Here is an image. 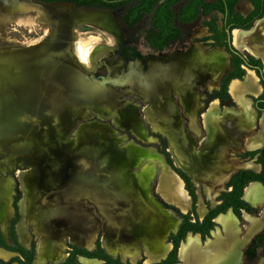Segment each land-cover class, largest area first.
Here are the masks:
<instances>
[{"label": "crops", "instance_id": "crops-1", "mask_svg": "<svg viewBox=\"0 0 264 264\" xmlns=\"http://www.w3.org/2000/svg\"><path fill=\"white\" fill-rule=\"evenodd\" d=\"M236 30L241 31L242 37L249 32L234 29V46L262 59L249 46L242 48L234 43ZM197 51L200 58L192 66H184L173 81L177 103L173 104V96L159 80H149V88L142 97L149 103L144 107L146 123L166 138L167 150L174 164L190 176L196 188V214L202 219L208 210L206 202L210 206L219 202L217 196L226 188V182L233 173L247 168L259 170V164L237 154L264 144V122L261 120L256 125L255 111L245 98L246 93L257 94L260 90L258 78L250 69L241 79L235 78L229 83L228 91L235 106L221 104L215 98L203 108L202 95L194 85L202 72L209 71L213 82L211 87H217L229 68V54L220 48ZM219 53L224 55L222 59ZM145 141L138 135L129 138L124 135L104 136L98 132L82 133L78 138L80 146L73 157L75 169L71 174L64 159L71 153L70 148L63 146L60 157L54 160L50 156L54 154L53 143L35 165L23 157L16 160L17 164L14 162L15 166L12 162H0V230L4 237L8 240L17 182L21 197L18 201L20 220L15 230L23 246L28 248L35 240L34 264L57 263L67 255V251L61 248L62 241L54 235V223L59 200H65L69 192L77 195L80 206H89L96 218L106 216L104 212L108 210L112 212L109 218L98 220L111 222L126 216L130 219L125 222L141 223L143 229L154 233V236L160 234L165 244L156 249L151 258H164L172 247L167 237L177 230L181 219L174 209L162 202L185 213L191 208V197L184 181L167 164L164 155L155 147L143 145ZM61 178L73 180L69 189L65 186L60 189L64 197L56 195L55 191L56 182ZM242 198L253 207L262 205L264 210V185L258 181L248 182L243 188ZM240 216L231 209L217 215L215 226L206 240H201L199 233L188 232L179 245L182 264H239V250L259 226L253 219L256 214L241 210ZM244 217L249 220L248 231L240 237L238 224ZM94 229L92 226L81 228V233L70 236L69 243L94 248L97 237ZM135 230L142 237L138 228ZM189 236L193 238L191 242L187 241ZM243 237L247 238L245 243L241 242ZM184 243L188 245L181 252ZM14 255L16 253L0 247L1 260L6 261ZM77 259L79 263L83 260L87 264L101 262L82 256Z\"/></svg>", "mask_w": 264, "mask_h": 264}, {"label": "rangeland", "instance_id": "rangeland-1", "mask_svg": "<svg viewBox=\"0 0 264 264\" xmlns=\"http://www.w3.org/2000/svg\"><path fill=\"white\" fill-rule=\"evenodd\" d=\"M3 11H0V49L20 47L33 56L38 54L40 45L51 37V20H47L41 11L28 14H7ZM72 18L69 50L65 55H55L66 66L62 64L58 67L57 59H50L52 66L47 70L46 76L27 73L22 68L6 64L0 53V162H12L13 165L23 157L29 158L28 161L35 165L53 143L54 154L50 156L54 160L60 157L63 146L70 148L71 153L64 159L65 167L71 174L75 169L73 157L78 152V138L82 133L98 132L104 136L124 135L129 138L138 135L146 140V143H142L145 146L158 150L163 145L159 133L149 125L146 126L143 107L149 103L143 99L142 94L148 90L149 80H159L162 87L173 96V104L177 103L173 81L181 73L168 74L166 78L159 79L160 76L154 75L153 69L152 74L147 69L144 70V67L149 64L153 67V63L162 58L158 54L145 57L144 50L139 47L137 49L133 42L125 40L124 31L113 12L77 10ZM97 34H106L105 39L110 35L116 43L108 46L102 40L91 53L90 65L86 67L75 56V41H87L90 35ZM188 65L190 64L183 63V66ZM206 73V76L200 75L194 85L195 90L202 92L203 88L210 89L213 85L211 72ZM85 86L88 88L84 89ZM201 95V101L206 99L205 94ZM245 98L251 104L250 97ZM132 110L134 112L131 114ZM256 119L263 121L264 112L259 113ZM72 182L68 178H61L60 182H56V195L64 197L60 194V189L64 186L69 189ZM59 201L54 235L62 241L61 248L64 252L67 251L71 235L81 233L83 227L92 226L100 237L101 245L113 256L131 262L143 260L144 263H150L159 260L151 257L156 249L165 244L160 234L154 236V233L144 230L141 223L125 222L130 219L126 216H122L124 219L115 218L111 222L98 220L109 218L112 212L108 210L104 212L106 216L99 215L96 218L89 206H80L75 193H66V199ZM32 209L36 208L32 206ZM253 219L258 221V217ZM248 225L249 220L244 217L238 224L240 237L246 235ZM136 228L143 239L139 237ZM244 240L247 238L243 237L241 242L245 243ZM32 242L35 244V240ZM261 251H258L255 260L248 259L242 264L263 261L264 253ZM182 263L183 260L180 259L178 264ZM79 264L86 263L83 260Z\"/></svg>", "mask_w": 264, "mask_h": 264}, {"label": "flooded vegetation", "instance_id": "flooded-vegetation-1", "mask_svg": "<svg viewBox=\"0 0 264 264\" xmlns=\"http://www.w3.org/2000/svg\"><path fill=\"white\" fill-rule=\"evenodd\" d=\"M2 10L7 14H28L32 11H41L47 20L52 22L51 37L58 42L60 47H65L67 50H69L70 43L68 39L70 20L73 19L77 10L111 11L116 15L118 24L124 31L125 40L133 42L136 45H133L134 47L144 50L145 57L158 54V57L162 58V60L154 62L153 67L152 64L144 67V70L147 69L149 74H152L153 69L154 75L160 76L159 79L166 78L168 74L181 73L184 68L183 63H188L190 64L188 66H191V63H195L200 58V55L196 53L199 49L204 47L208 48L204 51L214 48L223 49L229 54L228 70L221 77L217 87L203 88L202 92H198L206 95L220 90L224 76L234 69L231 62L233 55H236L241 59L240 66L245 72L247 69L253 70L256 77H259V92L257 94L246 93L245 95L250 97L251 107L254 109L256 117L259 113L264 112L263 61L246 50L240 51L236 48L232 35L234 29L250 31L256 27L258 21H264V0H0V11L2 12ZM206 72L201 74L206 76ZM232 79L234 78H231L227 84L228 97L222 100L219 97L210 98L207 103H204V98L201 101L203 108L215 98L219 99L221 104L235 106L228 91ZM256 117L255 121L258 125L260 121H257ZM263 145L251 150L258 149ZM251 150H245L237 155L242 159L253 160L259 164L257 171L251 168L247 169L260 172L262 164L255 160L257 155L254 158L241 157L246 151ZM254 209L251 214H256L259 226L240 249L241 264L248 259L255 260L259 250L264 253V210L262 205L254 207ZM178 259L180 262L179 251ZM263 262L264 259L261 262H255V264Z\"/></svg>", "mask_w": 264, "mask_h": 264}, {"label": "trees", "instance_id": "trees-1", "mask_svg": "<svg viewBox=\"0 0 264 264\" xmlns=\"http://www.w3.org/2000/svg\"><path fill=\"white\" fill-rule=\"evenodd\" d=\"M240 63L241 59L239 58V56L233 55L231 65L234 67V69L229 71L224 76L220 90H215L210 94H206V99L203 100L204 103H207L210 98L219 97L222 100L228 97V81L231 78H241V76L245 72V70L241 68ZM159 138L163 140L162 147L158 148L159 152L164 155L166 162L171 167V169L182 178L185 187L191 197V208L185 213L180 212L173 206L162 202L164 206L174 209L181 219L177 230L175 232H171L167 237L168 242L172 244V247L167 255L158 261L150 263H144L143 260H138L136 262H131L129 260L123 261L119 256H113L105 250V248L101 245L100 237L98 235L95 240V247L92 249L69 243L66 257L63 261L55 264H79V261L77 259L78 256L89 259H100L102 264H176L179 262L177 256V252L179 251L178 247H180L179 245L181 244V241L184 240L188 232L199 233L201 239L205 240L210 235V231L214 228L215 218L220 213H225L228 209H231L235 215L240 217V212L242 209L246 210L249 213H252L255 210L254 207H252L247 201L242 198V192L244 186L250 181H260L264 185V145L258 149L246 151L241 155V157L243 156L249 158H254V156L257 155L255 160L262 164V171L255 172L251 169H240L237 172L233 173L226 182V188L222 190L217 196V200L219 202L214 206H210L209 204H207L208 210L206 214L202 219H199L196 214L197 193L195 186L190 176L174 164L171 154L167 150L166 138L161 135H159ZM20 197L21 191L16 182L12 199V207L14 212L8 226V240L4 237L2 231L0 230V247L18 254L10 257L6 261L0 259L1 264H33L35 254L34 242H32L30 247L28 248L23 246L19 242L15 230V225L20 220V212L18 207V201Z\"/></svg>", "mask_w": 264, "mask_h": 264}, {"label": "water", "instance_id": "water-1", "mask_svg": "<svg viewBox=\"0 0 264 264\" xmlns=\"http://www.w3.org/2000/svg\"><path fill=\"white\" fill-rule=\"evenodd\" d=\"M66 51L67 49H65V47H60L58 42L54 38L50 37L48 41L40 45L39 51L37 52L38 54L35 56L29 54L27 51H23L20 48H12L2 51L0 50V53H2V57L4 58L6 64L22 68L27 73L46 76L47 70H50L52 66L50 59H57L55 55H65ZM56 63V66L58 67H60L62 64H66L58 61V59ZM86 88L88 87L85 86L84 89ZM244 211L247 212L246 210Z\"/></svg>", "mask_w": 264, "mask_h": 264}, {"label": "bare ground", "instance_id": "bare-ground-1", "mask_svg": "<svg viewBox=\"0 0 264 264\" xmlns=\"http://www.w3.org/2000/svg\"><path fill=\"white\" fill-rule=\"evenodd\" d=\"M255 26L256 27L254 29H252L251 31H249L248 33H244L246 35H243V37L241 36V34H242L241 31H238V30L234 31V43L237 46L242 47V48L249 46L255 53L260 54L262 56L263 61H264V21L263 20L258 21L257 25H255ZM220 55H218V56H220ZM223 56L221 57V59L223 58ZM161 109H163V108H161ZM192 240H193V238L191 236H189L187 239L188 242H191ZM187 245H188V243H184L181 245V252L184 251V248ZM195 256H197V255H195Z\"/></svg>", "mask_w": 264, "mask_h": 264}, {"label": "clouds", "instance_id": "clouds-1", "mask_svg": "<svg viewBox=\"0 0 264 264\" xmlns=\"http://www.w3.org/2000/svg\"><path fill=\"white\" fill-rule=\"evenodd\" d=\"M106 34H97V35H90L87 41L76 40L75 41V56L77 60L84 66L90 65V55L94 51L97 45H99L102 40L108 46H114L116 41L114 37Z\"/></svg>", "mask_w": 264, "mask_h": 264}]
</instances>
